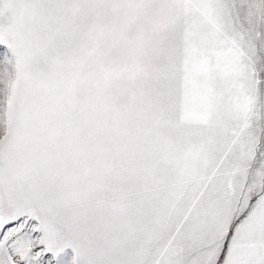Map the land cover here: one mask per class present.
I'll use <instances>...</instances> for the list:
<instances>
[{
    "label": "snow or ice",
    "instance_id": "1",
    "mask_svg": "<svg viewBox=\"0 0 264 264\" xmlns=\"http://www.w3.org/2000/svg\"><path fill=\"white\" fill-rule=\"evenodd\" d=\"M0 264H264V0H0Z\"/></svg>",
    "mask_w": 264,
    "mask_h": 264
}]
</instances>
